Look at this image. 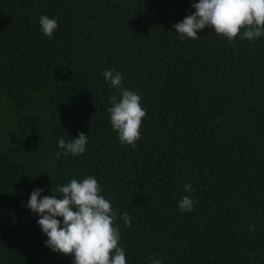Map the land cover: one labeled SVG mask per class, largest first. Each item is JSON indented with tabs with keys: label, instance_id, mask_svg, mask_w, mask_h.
I'll return each instance as SVG.
<instances>
[{
	"label": "trees",
	"instance_id": "16d2710c",
	"mask_svg": "<svg viewBox=\"0 0 264 264\" xmlns=\"http://www.w3.org/2000/svg\"><path fill=\"white\" fill-rule=\"evenodd\" d=\"M198 2L0 0V264H73L26 202L88 175L117 210L127 264H264V36L181 40L172 26ZM41 15L57 19L51 39ZM105 70L147 110L134 149L111 127ZM80 132L85 152L58 157V138Z\"/></svg>",
	"mask_w": 264,
	"mask_h": 264
},
{
	"label": "clouds",
	"instance_id": "9594fccd",
	"mask_svg": "<svg viewBox=\"0 0 264 264\" xmlns=\"http://www.w3.org/2000/svg\"><path fill=\"white\" fill-rule=\"evenodd\" d=\"M191 7L194 12L172 26L181 40L198 39V33L205 29L214 30L229 42L238 36L248 41L264 36V0H199ZM39 25L41 33L49 39L58 28L57 19L47 15L40 16ZM102 75L118 90V95L110 97L111 107L107 109L111 127L120 143L134 149L141 138L140 129L147 110L142 108L137 92L123 87L120 72L105 70ZM87 143L88 135L83 132L67 141L58 138L62 151L57 156L82 155ZM184 190L190 192L192 185L185 183ZM42 192L39 188L31 192L26 209L39 216L37 223L47 237L46 247L63 256H72L73 264H127L125 248L120 246L117 210L102 195L103 189L95 176L71 179L63 186L52 187V195L42 197ZM193 205L189 196L182 197L178 203L182 212L193 211ZM119 218L125 226H131L128 213L120 214ZM151 264H161L155 254Z\"/></svg>",
	"mask_w": 264,
	"mask_h": 264
}]
</instances>
